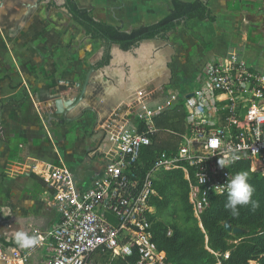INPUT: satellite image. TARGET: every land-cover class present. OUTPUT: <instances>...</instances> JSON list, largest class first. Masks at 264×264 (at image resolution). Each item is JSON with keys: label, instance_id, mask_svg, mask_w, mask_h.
<instances>
[{"label": "crops", "instance_id": "1", "mask_svg": "<svg viewBox=\"0 0 264 264\" xmlns=\"http://www.w3.org/2000/svg\"><path fill=\"white\" fill-rule=\"evenodd\" d=\"M74 1L97 21L130 32L164 19L172 0ZM199 1L215 22H184L129 51L111 46L108 64L98 68L102 42L85 36L64 9L52 7L66 16L57 23L43 0H0V199L10 194L0 205L4 231L17 226L21 234L10 217L42 220L40 227L27 224L28 237L55 224V192L45 168L69 170L84 186L93 183L106 163L98 151L107 146L104 130L112 118L134 123L144 106L163 102L176 84L198 85L207 66L231 54L264 75V0ZM198 66L201 73L191 77ZM90 69L83 99L64 120L55 114L54 100L78 97ZM5 236L6 242L20 238Z\"/></svg>", "mask_w": 264, "mask_h": 264}, {"label": "built area", "instance_id": "2", "mask_svg": "<svg viewBox=\"0 0 264 264\" xmlns=\"http://www.w3.org/2000/svg\"><path fill=\"white\" fill-rule=\"evenodd\" d=\"M180 103L184 133L167 130L179 136L177 149L158 153L145 168L144 149L159 131L155 119ZM104 132L107 146L98 153L106 163L93 183L84 186L69 170L45 168L55 192V224L35 232L31 243L0 247V264H167L152 233L156 174L182 172L202 232L208 197L227 194L226 181L236 173L235 166L245 163L264 178V75L231 54L207 66L189 95L171 93L159 104L144 106L134 123L112 118ZM0 213L6 214L5 209ZM205 248L216 264L231 253Z\"/></svg>", "mask_w": 264, "mask_h": 264}, {"label": "trees", "instance_id": "3", "mask_svg": "<svg viewBox=\"0 0 264 264\" xmlns=\"http://www.w3.org/2000/svg\"><path fill=\"white\" fill-rule=\"evenodd\" d=\"M48 7L64 9L72 21L77 23L85 36L91 40L102 42L105 51L98 68L104 67L110 60L111 46H118L123 51H129L144 41L162 37L173 31L184 22L191 20L215 22L207 4L196 0L183 2L171 1L169 14L161 21L141 26L124 32L121 28L97 21L91 10L78 8L74 0H43ZM2 107L0 106V110ZM185 112L183 105L176 104L174 108L155 119L158 132L152 138V144L144 149L142 162L148 168L155 156L160 152L173 153L177 149L180 138L184 133ZM234 172L246 171L249 183L254 188L253 199L258 207L251 205L240 208L239 215L233 217L225 208V195H210L209 206L201 216L203 232L193 218L191 206L188 203V185L179 170L157 173L153 181L156 195L150 205L154 208V224L152 227L153 241L158 250L164 254L167 264H216V259L205 247L215 253L231 251L227 260L221 259V264H247L256 260L264 264V178L251 173L248 165L243 163L233 168ZM10 222L19 225L21 234H28L27 224L40 227L41 219L31 217L21 219L10 217ZM228 222L232 229L241 233L232 234L224 229ZM170 231V235L168 232ZM20 240V238L18 239ZM12 239L6 242L0 237L4 247H19L24 242ZM113 264H120L114 262Z\"/></svg>", "mask_w": 264, "mask_h": 264}, {"label": "clouds", "instance_id": "4", "mask_svg": "<svg viewBox=\"0 0 264 264\" xmlns=\"http://www.w3.org/2000/svg\"><path fill=\"white\" fill-rule=\"evenodd\" d=\"M227 199L224 208L233 216L239 215L241 207L251 205L258 207V202L253 199L254 188L249 183V176L246 171L236 172L227 178L226 181ZM18 242L31 243V239L26 234H20Z\"/></svg>", "mask_w": 264, "mask_h": 264}, {"label": "rangeland", "instance_id": "5", "mask_svg": "<svg viewBox=\"0 0 264 264\" xmlns=\"http://www.w3.org/2000/svg\"><path fill=\"white\" fill-rule=\"evenodd\" d=\"M35 2L40 4L41 0H34V3ZM45 11H47V10H45ZM48 12H49V16L52 18V20H55L57 23H60L61 21L66 19V16L64 15L63 11H55V9H52V7H51L48 9ZM197 68H198V71H196ZM200 68H201V66L196 67L195 70L190 72L189 75L191 77H194V73H197V74L201 73ZM5 78H7V76H2L1 80L3 81ZM186 86L187 87L184 88V87L180 86L179 84H176V86H174V89H172V91H170V93H174V94L180 96L181 94L186 93L188 91H194L198 87V85L196 83L194 85V83H190V82L186 83ZM142 110H143V108H142ZM42 172H43V170H42ZM39 184L42 185V183H39ZM9 198H10V194H7L6 199H4V200L0 199V205L7 203L9 201ZM2 207L3 206H0V208H2ZM3 233H6L5 237H9L10 235L11 236L12 235H14V236L20 235L19 228L17 226H12L11 228H8L7 231H4V229L0 225V235H3Z\"/></svg>", "mask_w": 264, "mask_h": 264}, {"label": "water", "instance_id": "6", "mask_svg": "<svg viewBox=\"0 0 264 264\" xmlns=\"http://www.w3.org/2000/svg\"><path fill=\"white\" fill-rule=\"evenodd\" d=\"M93 72H94V69H90L89 72L86 74L84 83L81 86L80 94H79L78 97L72 98V99H67L65 101H62L59 98L54 100L53 104H54V109H55V114L56 115H61L62 118L65 120L66 113L68 111L74 109L78 105V103L83 99L85 89L87 88L88 83H89L90 75ZM76 88H79V84L76 85ZM0 220H1V218H0ZM5 225H7V224L5 223ZM224 229L227 232L232 231V234L241 233V230H239V229H232L231 230L228 222L224 223Z\"/></svg>", "mask_w": 264, "mask_h": 264}]
</instances>
